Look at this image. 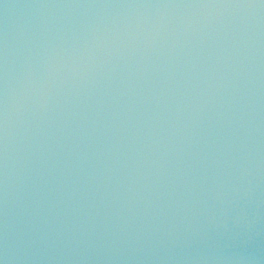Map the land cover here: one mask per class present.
Instances as JSON below:
<instances>
[{"label":"water","instance_id":"95a60500","mask_svg":"<svg viewBox=\"0 0 264 264\" xmlns=\"http://www.w3.org/2000/svg\"><path fill=\"white\" fill-rule=\"evenodd\" d=\"M0 264H264V0H0Z\"/></svg>","mask_w":264,"mask_h":264}]
</instances>
